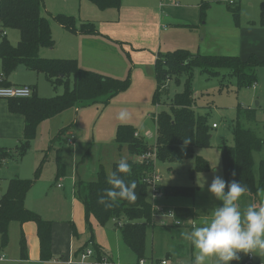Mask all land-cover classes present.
Returning a JSON list of instances; mask_svg holds the SVG:
<instances>
[{
  "label": "trees",
  "instance_id": "trees-1",
  "mask_svg": "<svg viewBox=\"0 0 264 264\" xmlns=\"http://www.w3.org/2000/svg\"><path fill=\"white\" fill-rule=\"evenodd\" d=\"M100 9H120L122 0H89ZM44 0H0V63L1 84L10 86L9 76L20 66L43 73L54 88L64 87V92L52 97H42L34 86L30 97L8 98V107L12 113L25 116V130L23 139L14 151L0 148V162L16 158L21 159L31 149L37 137L41 123L55 117L71 108L83 105L102 103L109 104L116 95L127 91L131 86V77L116 78L107 76L93 70L83 69L76 59L47 58L40 55L42 48H51L55 41L49 19L42 13ZM210 6L201 4V20L205 21L206 9ZM237 23L240 22V7L231 6ZM54 19L66 29L81 34H98L99 29L93 22H79L74 15L57 13ZM260 24L264 26V2L261 3ZM18 29L21 38L14 45L7 37L8 29ZM264 66V60L256 55H251L247 60L230 55H203L188 49H176L164 54H159L155 62V78L158 88L156 96L166 91L168 81L184 73L188 75L184 91L177 93L170 103V110L159 112L156 117L157 137L156 143L150 145L147 141L136 135L137 129L131 124H120L116 132V143L119 150L127 148L135 159L128 160L131 164V173L124 178L126 182H136L135 202L118 199L113 207L105 208L97 202L98 196L105 189L111 187L104 166L100 167L97 177L91 181L82 179L76 182V194L85 206L86 221L91 226L90 219L94 217L99 224L105 225L110 220L117 222L124 243L135 253L138 261L145 259L147 225L151 223L158 209L149 201L148 194L151 185L148 178L154 176L155 161L146 156L154 153L156 158L170 163L176 161H189L195 159L191 170L195 172L210 171L211 162L196 154L197 148L211 146L212 128L208 115L199 114L194 109V93L191 80L194 68L201 69L208 75H219L222 69H227L232 76L237 78L238 86L250 87L257 82V68ZM103 98V99H101ZM102 100V102H101ZM257 109L238 107L237 116L232 121L234 144L230 145L222 139L220 152L222 157L223 177L225 181L236 180L246 185L247 192L258 195L264 190V159L259 162L258 177L255 172L254 152L264 148V138L253 128L247 127L245 121H256ZM68 127L61 129L58 137L63 138ZM64 139V138H63ZM44 158L37 167L34 178L24 179L13 177L9 180L6 190L0 195V240L1 248L9 243V226L12 221L21 224L34 221L38 225L40 240V256L43 261L53 258L52 253V225L53 222L44 219L36 212L25 206L27 193L38 180L42 172ZM115 162L112 173L117 170ZM233 172L236 173L233 176ZM111 173V174H112ZM66 175V164L61 154L57 157L56 179ZM124 175V174H121ZM196 187H174L163 192L168 195H183L194 197ZM227 190V189H226ZM184 215L187 209L180 210ZM193 213V210L188 209ZM177 216H181L178 214ZM95 256L102 260L101 249L95 244ZM89 243V242H88ZM86 244V247L88 245ZM85 247V248H86ZM84 249V248H82ZM81 249V250H82ZM80 252V251H79ZM78 252V253H79ZM239 261L231 264H245L248 254L240 253ZM20 262L30 264L26 237L21 231Z\"/></svg>",
  "mask_w": 264,
  "mask_h": 264
},
{
  "label": "rangeland",
  "instance_id": "rangeland-1",
  "mask_svg": "<svg viewBox=\"0 0 264 264\" xmlns=\"http://www.w3.org/2000/svg\"><path fill=\"white\" fill-rule=\"evenodd\" d=\"M122 2V7L124 4L126 8L124 17H128L130 4L146 5L145 14L153 13L152 10H160L161 8V0H122ZM165 2L171 4L170 7H174V2L178 3V5L181 4L182 7L187 6L189 8L187 12L189 20L178 22L180 24L178 27L175 25V22H173V25L170 24L167 27L171 29L170 32L166 33L162 39V34L157 30V27H153L148 23L149 31L146 32L152 42L154 41L152 31H155L156 37L160 38L164 44L165 40L172 35L174 46L177 43L179 47L189 48L195 53H203L206 50L203 45H200L203 38L206 39L208 36V42L206 41L205 45L208 49L215 50V40L209 39V37L215 36L214 34L217 32L221 35L226 34L228 26L231 27L238 24L234 19L233 13L229 10V0H165ZM201 2L210 6L206 9V23H202L200 15L199 20L193 23L190 20L193 16H196V9ZM236 2L231 6H240V24L260 17L261 3L264 0H236ZM82 3H84L83 0H45L42 10L43 14L53 26L55 25L54 30L56 29L55 31L53 30V38H55L56 44L51 51L49 50L52 54L56 55L54 58H71L78 53L74 48H70L67 32L54 19L56 13L67 12L76 15L77 18L85 17V19L91 18L99 21L103 20L105 15H107L106 13H113L117 18L121 17V10L116 8L103 11L96 9L95 11L99 13L98 17L95 13L87 12L85 6L82 7ZM177 11L179 12V10ZM95 24L97 25V23ZM219 27L221 28L219 29ZM6 32L8 39L16 45L21 38L20 31L12 28ZM140 40L146 42L147 34L145 33L144 36H141ZM129 46L131 53L129 54L124 51L125 57L129 61V68L124 73V77L121 78H125L131 74V86L120 98L117 99L115 96V99H111L109 104L105 106L102 103H96L71 108L57 115V117L46 120L38 129L37 137L34 139V147L40 148L45 146L44 148H49L51 153V162L47 164L49 168L55 167L57 169L55 154L58 153L57 151L60 152L63 162L68 169L66 175L62 177L64 181L71 178V171H74L77 165L80 164L83 155L81 152H87L85 154V162L90 167L87 173L93 171L92 178H96L97 171L100 170V164H103L107 174L111 175L113 162L111 161L113 158L112 148L107 143H110L115 138L113 134H116V122L121 120L118 117L122 110H126L128 113V117L122 120L123 124H133L132 122L136 121L138 123H134L133 126L138 128V125L141 124L139 120L146 123L151 131V135L146 136L147 143L154 145L157 137L156 115L163 110H170L172 98L177 93L184 91L186 87L188 78L186 73L178 77L174 76L168 81L166 91L159 93L157 98L156 91L158 84L155 78V70L151 69V65L147 63V60L142 58L150 50V47L141 46L144 49H136L132 45ZM134 58H137V60L135 59L134 61ZM138 62H145L146 65H138ZM258 77L259 81L261 79L264 81V69L261 70ZM38 84L39 91L44 94L56 96L64 92L63 86L54 88L43 75ZM191 87L194 93L193 107L196 112L208 115L211 126L213 123L219 125L218 128H212L211 130V146L196 149V154L210 161L212 168L207 172L197 171L192 173L191 170L195 165L194 158L189 161H176L173 163L156 158L154 173L158 176V185H160L162 190L163 187L170 190L177 186H192L196 187L197 190L194 197L168 195L163 191L159 195H156L154 188L150 187L148 199L154 206H157L159 213L147 225L145 255L147 264H151V260L154 264H162L163 260H165V264H193L195 249L189 241L182 238L181 232L191 231L194 225L199 226L204 220L210 219L213 208L222 203L208 191V186L217 175L224 179L220 144L222 139L230 145L234 144L231 124L237 116L240 104L248 107L256 105V102L261 101L257 109V120L245 121V124L247 127L256 130L259 136L264 138V91L261 92V84L259 82L255 86L240 87L238 86L237 78L232 76L227 69H222L219 75L211 76L196 67L193 70ZM51 95L46 97H51ZM73 121L77 124L75 128L72 125ZM65 125H70L69 128L73 127L77 132L80 129L78 132L80 135L78 141L79 158L76 152L61 137H58V131ZM79 142H82V144ZM116 159L117 161L121 159H127L128 161L135 158L130 155L127 148H124L121 152H117ZM254 159L255 172L258 177L259 162L264 159V148L261 151L254 152ZM238 204L242 210L251 204H255L257 207L264 205V190L259 191L258 196L246 192L240 198ZM180 207L193 208L197 211V214L191 218L176 217V209H180ZM169 211L176 212L175 218L181 220L182 225L178 226L174 223L175 219L168 215ZM184 213L188 212L185 211ZM86 226V233L80 234L82 228L79 224L77 225L76 238H79L78 241L84 240L89 234L92 235L90 226L87 223ZM99 227L102 231V236H107L106 240L109 246H111L110 252L106 249L108 254L113 256V260L110 261L112 263L110 264H141L132 250L124 243L116 221L110 220L105 225L100 224ZM20 239V222L12 221L9 226V243L7 247L0 248L4 250L6 259L0 260V264H9L10 258L14 255L19 254L20 256ZM253 256V264H264V257L254 254ZM209 264H214V261H210Z\"/></svg>",
  "mask_w": 264,
  "mask_h": 264
},
{
  "label": "crops",
  "instance_id": "crops-1",
  "mask_svg": "<svg viewBox=\"0 0 264 264\" xmlns=\"http://www.w3.org/2000/svg\"><path fill=\"white\" fill-rule=\"evenodd\" d=\"M83 1L84 3H82V7L85 6L87 12L95 13L98 15L99 13H97L95 10L96 9L102 10L89 0H83ZM174 3H175L174 7H170L171 4L166 3L165 0H161L160 10H152L153 13H146V14H145L147 9L146 5L130 4L131 6L134 7L130 6L128 17L123 16L125 15V10H126L123 4V7L121 6V8L118 9L121 10V17L117 18L113 13H106L107 15H105L102 21L94 20L91 18L85 19V17L77 18L76 15L74 14H70L67 12H58V13H65L68 15H74L79 22L94 23L95 21V23H97L96 26L99 29L98 34H81L80 32L70 31L65 27H63L61 24L59 23L58 24L67 32L68 43L70 48H74L75 51H78V53L76 52L77 55H74L75 57L73 56L71 57V59H76L81 68L87 70H93L107 76H112V77L117 76L116 78H121L124 77V73L129 68V64H128L129 61L127 60L124 54V51L128 52L129 54L131 53L129 45L134 46L136 49H144L141 46L144 47L146 46L147 48L150 47V50H148L147 53L143 55L142 58L147 60V63L151 65V69L154 70H155V62L159 54H164L169 51H173L181 48L190 50L189 48L179 47L177 43L174 46V40L172 35L169 36L167 40H165V44L161 40L166 33L168 34L170 32L171 29L167 28L170 24L173 25V22H175V25L178 27V25H180L178 22L189 20L187 14L189 8L187 6L182 7L181 4L178 5V3L176 2ZM201 3L199 7L196 9V16L195 17L193 16L190 20L193 23H196L199 20V15L201 20V7H200ZM234 4H230V5H234ZM177 10H179V12ZM171 12L173 13L174 16L172 15ZM206 16H207V12H206ZM260 18L261 15L260 17L255 18L254 20H248L246 22H242L241 24L239 22L236 26L235 25L231 27L228 26L226 34L221 35L219 32H217L216 34H214L215 36L209 37V39L215 40V44H214L215 50L208 49L207 46L205 45L208 36L206 39L203 38L201 40L200 45H203L204 49L206 50L201 54L238 56L243 60H247L251 55H256L260 60H264V26L260 24ZM148 23L153 27H157V30L162 34L161 39L156 37L155 31H152L154 41L152 42V40L148 38L149 36L148 33L146 32L149 31ZM202 23L205 24L206 20ZM54 26L51 23L53 33L56 30V29L54 30ZM220 28L221 27H219V29ZM145 33L147 34L146 42L140 40V37L144 36ZM54 41L56 44L55 38ZM55 44L51 48H42L40 50V55L47 58H54L56 55L52 54L50 51L52 48L55 47ZM135 59L137 60V58H134V61ZM138 65L145 66L146 63L138 62ZM262 69H264V66H260L257 68V82L261 84V92L264 91V85H263L264 81L262 79L259 81L258 76H260ZM0 71H1V63H0ZM42 75L49 82V80L46 78V76L43 73H39L30 70L24 66H20L9 76L8 81L10 83V86L29 85L32 88L36 86L37 92L40 96L42 97L50 96L51 94H44L39 91L38 81L42 78ZM256 83L254 84V86L256 85ZM122 94H124V92L116 95L115 98L117 99L120 98ZM52 96L53 95H51V97ZM259 104H261V101L256 102V105L253 106L245 107L243 104H240V106L244 108L258 109ZM122 122H123L122 120H118L116 122L115 133L117 132L118 126L120 124H123ZM132 123L134 124L138 122L134 121ZM139 123L141 124L138 125V128L134 126L137 129L136 133H138L139 136L143 137L146 140V136L148 135L150 136L151 131L149 127L146 125V123L142 122V120H139ZM70 125L63 126V128L68 127V130H66L63 136L64 139L63 138L62 139L66 142L65 139L67 134L74 133L75 145L70 146L69 144H67V142L66 144L70 146L74 152H76L79 158L80 152L78 151L79 148L78 141L80 139L79 138L80 135L78 134V132L80 131V129H78V132L74 129L75 126H77L75 121H73L72 124L74 128L73 127L69 128ZM218 127L219 125L216 128ZM24 130H25V116L19 113H12L8 107V99L0 98V148L14 151L15 147L19 144L21 139H23ZM113 135L115 136L114 140H111L110 143L109 142L107 143L112 148L111 149L112 157H113L111 159V161H113L112 166L115 162H117L116 159L117 152H121V150H119L118 145L116 143V134ZM34 142L35 140L32 143L31 149L28 151V153L25 156H23V158H21V160L16 158H9L0 162V189L1 192L3 193L8 186L9 180L13 177L18 176L24 179L34 178V174L37 167L40 165L41 161L44 158H46L43 164L40 177L38 178V180H36L32 188L27 193L25 199V206L30 210L39 214L44 219H48L53 222L52 225L53 258L49 261H43L41 259L40 240L38 236V225L34 221H28L23 224L20 223V234L21 231H23L26 237L29 263L30 264H91L93 261L98 260L96 256L89 257L86 259V261L80 260V256H81L80 254L84 251L86 244L92 241L91 239H93L95 244H97V246L101 249L103 255L102 259H105L107 261L106 264L112 263L110 261L113 260V256L108 254L107 252V251L109 252L111 251L110 250L111 246H109L106 240L107 236L105 237L102 236L101 234L102 231L99 227L100 224L94 217L90 219L91 221L90 230L92 232V235L89 234V236L82 241H78L79 238L78 239L76 238L78 224L82 228V232L80 234H85L87 231L85 206L82 200L76 194V182L79 179L85 181H91L95 179L92 178L93 171L87 173V171L90 170V167H88L86 165L87 163L85 162V154L87 152L85 153L81 152V154H83L81 158L82 160L80 164L77 165V168H75L74 171L73 170L71 171L70 173L71 178H69L67 181H64L62 177L57 180L56 179L57 169L55 167L52 168L47 167V164L51 162L50 161L51 153L49 151V148L46 149L44 148L45 146H42L40 148H35ZM80 144H82V142ZM57 152L58 153L55 154L56 164H57V157L60 154L59 151ZM101 166H103V164H100V167ZM67 172L68 169L66 168V173ZM90 178L92 179L89 180ZM155 207L157 208L156 205ZM185 209H187L188 212L189 208L180 207V209H176L177 211V213L175 212L176 217L178 211L179 214H181V217L183 218L185 217L191 218L195 216V214H197V211L191 208V210H193V213L188 212L182 215L183 213L180 210H185ZM158 213L159 211L157 212V214ZM180 225L182 224H179L178 226ZM106 249L108 250L106 251ZM5 259H6V255L4 253V250L0 249V260H5ZM20 261H21L20 256L19 254H17L14 255L12 258H10L9 264H19ZM152 262L153 261L151 260V263Z\"/></svg>",
  "mask_w": 264,
  "mask_h": 264
},
{
  "label": "clouds",
  "instance_id": "clouds-1",
  "mask_svg": "<svg viewBox=\"0 0 264 264\" xmlns=\"http://www.w3.org/2000/svg\"><path fill=\"white\" fill-rule=\"evenodd\" d=\"M127 117V111L122 110L118 118ZM131 167L127 159L118 162L117 170L108 177L111 187L98 196L99 204L111 208L118 199L136 201V182L124 178L130 175ZM208 191L222 203L213 208L210 219L181 232L195 249L193 264H231L240 260V253L264 257V205L251 204L242 210L238 201L248 191L247 186L236 180L225 181L219 175L213 178Z\"/></svg>",
  "mask_w": 264,
  "mask_h": 264
},
{
  "label": "built area",
  "instance_id": "built-area-1",
  "mask_svg": "<svg viewBox=\"0 0 264 264\" xmlns=\"http://www.w3.org/2000/svg\"><path fill=\"white\" fill-rule=\"evenodd\" d=\"M236 2V0H229L230 4H234ZM1 81H2V77L0 74V98H14V97H30L33 93V89L31 86L29 85H21V86H4L1 85ZM214 128H216L218 126L217 123H213L212 124ZM136 135H138V133H136ZM66 142L67 144H69L70 146H74L75 145V135L74 133H69L66 136ZM146 156L152 158L154 161L156 160V155L154 153L152 154H148V155H143L142 157L145 158ZM147 182L151 185V187L154 188V192L156 195H159L161 193L162 188L160 187V185H158V176L156 174H154V176L152 178H148ZM1 189H0V195H1ZM168 215L171 218H174L175 221L174 223H176V221L178 219L175 218V213L172 211H169ZM180 221V224H182V221ZM179 225V224H178ZM80 260L81 261H86L87 258L89 257H93L95 256V250L93 248V242L90 241L87 245V247L84 249V251L80 254ZM253 260L254 257L252 254H248V258L246 261V264H253ZM101 264L104 263L106 264L107 261L105 259H102L101 261H93L91 264ZM139 263L141 264H146V261L143 259L141 260ZM151 264H154V262H152ZM162 264H165V261L162 262ZM259 264V263H258Z\"/></svg>",
  "mask_w": 264,
  "mask_h": 264
}]
</instances>
